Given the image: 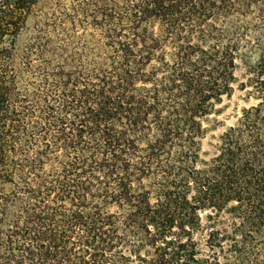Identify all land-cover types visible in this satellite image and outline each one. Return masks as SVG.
I'll list each match as a JSON object with an SVG mask.
<instances>
[{"label": "trees", "instance_id": "obj_1", "mask_svg": "<svg viewBox=\"0 0 264 264\" xmlns=\"http://www.w3.org/2000/svg\"><path fill=\"white\" fill-rule=\"evenodd\" d=\"M0 264H264V0H0Z\"/></svg>", "mask_w": 264, "mask_h": 264}, {"label": "rangeland", "instance_id": "obj_2", "mask_svg": "<svg viewBox=\"0 0 264 264\" xmlns=\"http://www.w3.org/2000/svg\"><path fill=\"white\" fill-rule=\"evenodd\" d=\"M244 97V92L240 89H236L230 99H225L221 106L224 108V113L218 117V120L223 124L219 125L217 129L210 131L203 141V152L206 153L205 158H209L215 153L214 146L217 144L218 136L227 126L232 125L236 121L242 108L246 106Z\"/></svg>", "mask_w": 264, "mask_h": 264}]
</instances>
